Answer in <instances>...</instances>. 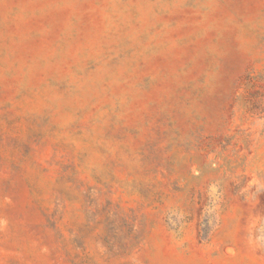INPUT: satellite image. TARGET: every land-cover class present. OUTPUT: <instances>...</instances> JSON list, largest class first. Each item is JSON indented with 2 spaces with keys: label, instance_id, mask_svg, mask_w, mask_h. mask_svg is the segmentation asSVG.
Segmentation results:
<instances>
[{
  "label": "rangeland",
  "instance_id": "rangeland-1",
  "mask_svg": "<svg viewBox=\"0 0 264 264\" xmlns=\"http://www.w3.org/2000/svg\"><path fill=\"white\" fill-rule=\"evenodd\" d=\"M0 264H264V0H0Z\"/></svg>",
  "mask_w": 264,
  "mask_h": 264
}]
</instances>
